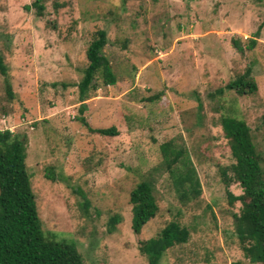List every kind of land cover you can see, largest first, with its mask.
Instances as JSON below:
<instances>
[{
    "label": "rangeland",
    "instance_id": "1",
    "mask_svg": "<svg viewBox=\"0 0 264 264\" xmlns=\"http://www.w3.org/2000/svg\"><path fill=\"white\" fill-rule=\"evenodd\" d=\"M32 1L0 0L7 65L0 73V128L26 135L41 228L74 241L84 264H148L139 242L174 220L189 235L157 264H264L244 257L234 231L240 201L229 203L227 192L242 189L223 180L233 158L219 124L224 114L244 119L264 167V25L252 49L239 52L231 42L245 45L264 16V0H39L40 14ZM99 28L116 81L104 85L97 75L79 113L71 82ZM247 67L255 91L224 87ZM156 92L159 98L147 99ZM81 115L91 127L114 126L116 134L89 131ZM167 140L184 146L195 166L201 193L189 202L171 190L167 172H149ZM153 175L159 209L135 233L129 192ZM114 214L119 221L108 232Z\"/></svg>",
    "mask_w": 264,
    "mask_h": 264
},
{
    "label": "trees",
    "instance_id": "2",
    "mask_svg": "<svg viewBox=\"0 0 264 264\" xmlns=\"http://www.w3.org/2000/svg\"><path fill=\"white\" fill-rule=\"evenodd\" d=\"M38 1H32L31 5L35 6L40 14L42 5ZM263 25L264 16L252 35L247 38L245 45L242 46L239 39L233 38V47L239 52L244 48L252 49ZM106 42L105 29H97L85 49L87 63L78 80L70 83L76 87L79 113H82L84 108V100L98 87L95 81L97 75L104 85L114 84L116 81L110 62L102 52ZM0 73L7 74V65L2 53ZM224 87L239 94L255 91L256 84L251 77V68H245L243 74L230 79ZM222 90L223 88L219 87L214 91L221 93ZM7 92L11 94L9 86ZM160 95L161 92H156L147 99L153 100ZM77 118L91 132L100 135L116 134V128L112 125L91 127L84 116ZM262 119L264 121V115ZM219 121L222 135L226 138L233 158L230 164L222 168L223 180L236 181L242 189V193L237 195L227 192L229 203L240 201L238 212L232 213L235 220L234 231L244 257L251 263H264V167L261 166V156L244 119L224 114ZM25 146V134L0 128V264H84L74 241L56 238L52 232L41 228L26 170ZM159 148L161 161L149 172L154 173L155 169L158 173L167 172L168 184L181 201L189 202L188 200L197 198L201 187L189 152L184 146L174 145L172 140L162 142ZM226 171H229V174ZM152 177L153 179L141 178L129 192L130 227L135 233H138L159 209L154 194L155 175ZM86 205L87 200H84V206ZM118 221L117 214L108 218V232L115 229ZM188 235L186 226L170 220L156 236L141 240L138 249L146 256L148 264H157L167 248L185 242Z\"/></svg>",
    "mask_w": 264,
    "mask_h": 264
}]
</instances>
